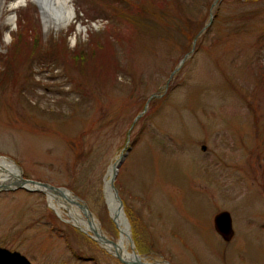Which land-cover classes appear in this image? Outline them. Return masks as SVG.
Listing matches in <instances>:
<instances>
[{
	"label": "rangeland",
	"instance_id": "rangeland-1",
	"mask_svg": "<svg viewBox=\"0 0 264 264\" xmlns=\"http://www.w3.org/2000/svg\"><path fill=\"white\" fill-rule=\"evenodd\" d=\"M15 1L0 0V158L72 190L118 240L105 180L123 155L116 186L143 259L264 264V0L221 2L166 93L187 37L146 32L130 42L94 0H71L74 20L57 32L37 4L11 9ZM209 1L193 6L195 27L210 19ZM49 50L56 58H40ZM158 89L165 94L127 143ZM46 209L37 194H0V264H131L71 230L66 210L55 219ZM223 211L235 224L229 242L214 227Z\"/></svg>",
	"mask_w": 264,
	"mask_h": 264
},
{
	"label": "bare ground",
	"instance_id": "bare-ground-1",
	"mask_svg": "<svg viewBox=\"0 0 264 264\" xmlns=\"http://www.w3.org/2000/svg\"><path fill=\"white\" fill-rule=\"evenodd\" d=\"M27 0H16L10 5L11 9H15L19 4L25 3ZM36 3L40 9L42 19L46 26L54 28L57 32L67 28L75 17V11L69 7L67 0H31ZM13 22V19H11ZM19 171L14 164L6 159L0 158V184L13 186L17 183ZM109 172L105 180V195L107 206L110 212L112 221L118 229V240H111L106 237L98 224V221L93 217H89L87 213L82 214L80 208H83L77 200L72 199L51 201L52 206L57 210H66L72 223L87 233H93L94 236H100L106 240L104 248L111 254L120 256L122 260L131 264H150L149 261L143 259L136 251L135 245L131 246L129 238L132 240L131 228L127 216L123 211L119 210V206L114 199V194L111 189V181ZM20 174V173H19ZM52 200V199H51ZM57 202V203H56ZM112 242V243H111ZM127 243L129 246H127Z\"/></svg>",
	"mask_w": 264,
	"mask_h": 264
},
{
	"label": "trees",
	"instance_id": "trees-1",
	"mask_svg": "<svg viewBox=\"0 0 264 264\" xmlns=\"http://www.w3.org/2000/svg\"><path fill=\"white\" fill-rule=\"evenodd\" d=\"M199 0H105L108 13L106 19L109 23L118 22L123 28L127 27L129 41L135 40L144 33H149L153 37H161L164 32L172 30L173 34H180L187 37L190 42L193 40L198 30L199 24L196 25V20L190 14L193 6ZM263 0H243L247 2H260ZM172 14V15H171ZM21 13V23L23 26V18ZM95 19V18H93ZM124 33L120 35L123 39ZM127 39V38H126ZM40 58L50 59L56 58L53 50H49ZM58 54V53H56ZM83 68V67H82ZM133 85L135 84L134 81Z\"/></svg>",
	"mask_w": 264,
	"mask_h": 264
},
{
	"label": "water",
	"instance_id": "water-1",
	"mask_svg": "<svg viewBox=\"0 0 264 264\" xmlns=\"http://www.w3.org/2000/svg\"><path fill=\"white\" fill-rule=\"evenodd\" d=\"M121 160H122V158H121ZM117 172H118V166L115 165L113 168V171H112L111 189H112L113 194H114V199L116 200V202L119 206V210L123 211V201H122L121 197L119 196V192H118V190L114 184L116 176H117ZM230 222H231L230 216L227 213H223L216 218L217 230L219 231V233H221V235L224 237L225 240H230L232 235H233V230H232V226H231ZM129 240L131 241L130 238H129ZM100 241H103V239H101V237H100ZM118 258L121 262L125 263V261L122 260L120 256H118Z\"/></svg>",
	"mask_w": 264,
	"mask_h": 264
}]
</instances>
